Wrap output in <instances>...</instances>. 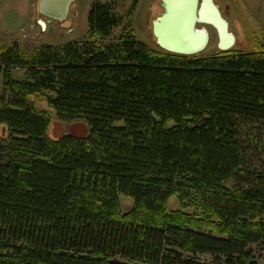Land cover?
<instances>
[{"label":"trees","instance_id":"1","mask_svg":"<svg viewBox=\"0 0 264 264\" xmlns=\"http://www.w3.org/2000/svg\"><path fill=\"white\" fill-rule=\"evenodd\" d=\"M118 25L97 1L85 39L0 46V264H260L263 41L199 56L94 40ZM38 96L87 134L52 138Z\"/></svg>","mask_w":264,"mask_h":264},{"label":"rangeland","instance_id":"2","mask_svg":"<svg viewBox=\"0 0 264 264\" xmlns=\"http://www.w3.org/2000/svg\"><path fill=\"white\" fill-rule=\"evenodd\" d=\"M106 4L119 18V25L106 37L95 36L99 45L112 47L121 37L134 31L138 39L158 48L153 35L152 21L163 12L161 0H76L67 18L69 22L51 21L40 14L39 0H0V46H18L27 54L45 45H59L72 40L85 39L89 31V13L95 2ZM230 23V30L236 35L237 42L232 49L253 51L257 40L264 44V0H215ZM198 27H202L199 25ZM211 39L207 48L197 54L207 56L218 52L217 32L209 27ZM262 43V42H261ZM14 76L24 79V72L16 70ZM38 106L48 110L53 119L49 128L52 138L67 133L86 135L87 128L80 121L62 122L56 118L44 96L35 99ZM230 185V184H229ZM124 210L132 205L130 198L122 197ZM181 207L179 199L173 198L171 208ZM255 256L264 264V245L254 247ZM209 260L210 256H200Z\"/></svg>","mask_w":264,"mask_h":264},{"label":"water","instance_id":"3","mask_svg":"<svg viewBox=\"0 0 264 264\" xmlns=\"http://www.w3.org/2000/svg\"><path fill=\"white\" fill-rule=\"evenodd\" d=\"M76 0H39L38 10L51 21L66 22ZM162 14L152 21L158 46L181 55H197L210 43L209 27L217 32L218 48L227 51L237 42L215 0H161ZM202 25V27H198Z\"/></svg>","mask_w":264,"mask_h":264}]
</instances>
